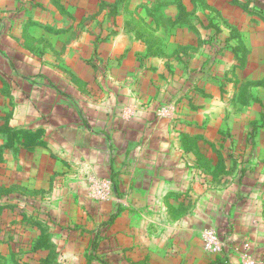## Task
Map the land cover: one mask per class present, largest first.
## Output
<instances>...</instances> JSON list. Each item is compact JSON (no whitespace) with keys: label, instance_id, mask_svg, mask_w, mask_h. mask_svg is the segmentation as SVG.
Wrapping results in <instances>:
<instances>
[{"label":"rangeland","instance_id":"1","mask_svg":"<svg viewBox=\"0 0 264 264\" xmlns=\"http://www.w3.org/2000/svg\"><path fill=\"white\" fill-rule=\"evenodd\" d=\"M1 36L15 44L0 61V264H159L164 233L83 169L85 108L119 116L112 136L145 129L130 156L182 162L190 241L161 264L179 250L228 264L203 250L206 228L264 264V0H0Z\"/></svg>","mask_w":264,"mask_h":264},{"label":"crops","instance_id":"2","mask_svg":"<svg viewBox=\"0 0 264 264\" xmlns=\"http://www.w3.org/2000/svg\"><path fill=\"white\" fill-rule=\"evenodd\" d=\"M6 40L5 36H1L0 43L4 46L3 54L0 57V61H3L1 65L4 64L5 60H8L4 58L6 51L10 50L12 46L14 47L15 44L12 39L8 42ZM16 50L20 53L21 46L17 45ZM21 58L22 56L14 59L15 61H20L22 60ZM29 79H33V77L29 76ZM58 90L60 91L61 89ZM52 107V104L44 106L46 111H50ZM96 112L97 109L85 108L81 116L80 113H77V116L81 117V122L78 123V125L81 123V134L82 131L84 132V139H81V149H90L91 155H95L94 157L85 156V163L82 164L83 169L92 167L91 169L98 176L111 179L116 202L121 203L123 198L127 202V211L131 213L129 219L133 220L138 215V212H142L141 228L148 230L146 233L150 234L153 230L164 233L160 236L161 238L154 239L150 237L149 240L150 244L152 242L154 246L164 245L158 249H152V251L157 253L156 259L161 262L173 259L170 256L171 254L174 256V252L177 250L176 245L182 246L179 241L182 240L185 243L190 241V238L187 237L190 227L183 222L181 206L176 201L183 193V190H187V186L190 184L189 178L184 179L182 177V162H180L179 158L164 155L140 156L137 151H133L138 153L135 157L134 155L130 156L129 151L132 149H140L145 145L147 146L148 143L145 144L144 141H141V137L145 134V129L137 131L135 139L128 137L126 129H123L120 134L117 133L118 135L112 136L113 125L111 121L114 118L116 121V117L119 116L115 115L114 118L104 117L105 119H98ZM73 120H75V117L66 119L65 124L70 128H74L75 123ZM57 135V140H61L63 145H67L70 148L73 141H78V139L73 137L72 133L70 134V131L68 136L63 133L61 135L58 133ZM158 143H153L152 146L159 147ZM108 150L111 151L110 157L108 156L109 154L107 155ZM105 151L106 154L104 153ZM225 238L230 239L226 248V263L234 264L235 260L232 258L237 255L241 257L244 243L239 240L234 241L228 235H225ZM155 241L157 242L156 245L153 243ZM182 241L181 244L183 243ZM178 252L180 264L191 263V258H189L187 263L185 254L180 253V250ZM208 254L213 255L214 253L208 252ZM160 261H158L159 264H161ZM151 264H154V261ZM163 264L169 263L164 262Z\"/></svg>","mask_w":264,"mask_h":264},{"label":"built area","instance_id":"3","mask_svg":"<svg viewBox=\"0 0 264 264\" xmlns=\"http://www.w3.org/2000/svg\"><path fill=\"white\" fill-rule=\"evenodd\" d=\"M103 195H108V190L104 188ZM201 240L203 244V248L205 251L209 253H220L224 250V248H227V243L230 241L228 238L221 237L219 233H217L216 230L212 228H206L201 234ZM241 258L243 261V264H253L252 259L245 251V245L243 244V251L241 253Z\"/></svg>","mask_w":264,"mask_h":264},{"label":"trees","instance_id":"4","mask_svg":"<svg viewBox=\"0 0 264 264\" xmlns=\"http://www.w3.org/2000/svg\"><path fill=\"white\" fill-rule=\"evenodd\" d=\"M184 136V135H183ZM189 151V149L187 150V152ZM209 167H207V166H201V169L203 170V172H208V173H211L210 171H209V169H208ZM12 206L11 205H6V204H4V205H1L0 206V214L4 211V210H6L7 208H11ZM224 238H225V235L223 236ZM94 246H95V244H94ZM217 255L218 256H220V262H223V263H226V261H227V255H226V248H224V250L222 251V252H220V253H217Z\"/></svg>","mask_w":264,"mask_h":264}]
</instances>
